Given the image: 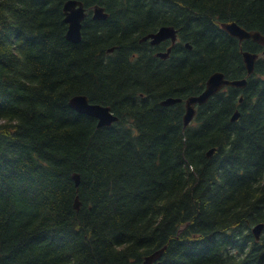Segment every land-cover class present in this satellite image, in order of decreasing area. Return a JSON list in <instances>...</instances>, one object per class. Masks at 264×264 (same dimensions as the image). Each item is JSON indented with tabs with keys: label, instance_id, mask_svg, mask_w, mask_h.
<instances>
[{
	"label": "trees",
	"instance_id": "16d2710c",
	"mask_svg": "<svg viewBox=\"0 0 264 264\" xmlns=\"http://www.w3.org/2000/svg\"><path fill=\"white\" fill-rule=\"evenodd\" d=\"M65 1L0 0V264H140L163 246L153 264H264V228L251 232L264 223V45L221 28L264 36V0H80L76 43ZM163 25L178 37L166 59L139 41ZM241 49L258 54L250 75ZM217 71L247 83L187 126L183 102L159 104ZM76 94L118 120L97 127L69 107Z\"/></svg>",
	"mask_w": 264,
	"mask_h": 264
},
{
	"label": "water",
	"instance_id": "95a60500",
	"mask_svg": "<svg viewBox=\"0 0 264 264\" xmlns=\"http://www.w3.org/2000/svg\"><path fill=\"white\" fill-rule=\"evenodd\" d=\"M63 21L67 24V31L65 37L71 42H78L81 39V28L82 21L86 17V10L83 3L80 0H66L63 4ZM107 12L105 8L101 5L95 4L92 7V17L95 20H104L107 18ZM221 27L225 30L230 36H233L238 39L239 44L244 40L251 39L252 41L264 45V36L257 30H246L237 24L234 21L231 22H222ZM170 38L172 44L176 40V29L173 26H161L156 32L148 33L141 37L140 40L150 39L151 44H157L164 39ZM186 46L190 48V45L186 43ZM113 48H109L108 51H112ZM170 48H167L165 52H158L157 55L166 58L169 55ZM241 55L244 62V65L247 70V75H250L254 71V66L256 59L258 57L257 53H253L247 50L241 49ZM247 83L246 78L233 79L229 80L224 77V74L220 71L212 73L206 80L204 89L196 95H191L185 100V111L182 117L184 127L187 126L190 121L193 119L196 113L195 105H202L207 102V100L220 91L224 86L243 88ZM84 101H87V107H84ZM180 97H165L160 101L162 106L173 105L177 102H180ZM241 101V98H240ZM68 105L70 108L75 110L80 114H86L91 117H94L97 120V127L110 126L113 122L118 120L117 115H115L111 108L107 105H102L99 103H92L88 100V97L84 94H76L72 96ZM239 116V111L235 110L231 120L235 121ZM215 148H210L206 156L211 157ZM75 185L79 183V176L74 175ZM80 207V202L78 196L74 200V208L78 210ZM264 228V223L260 222L255 224L251 228V232L256 240L259 239L260 234ZM166 246H163L150 254L146 255L140 264H153L156 262Z\"/></svg>",
	"mask_w": 264,
	"mask_h": 264
},
{
	"label": "flooded vegetation",
	"instance_id": "af4514ba",
	"mask_svg": "<svg viewBox=\"0 0 264 264\" xmlns=\"http://www.w3.org/2000/svg\"><path fill=\"white\" fill-rule=\"evenodd\" d=\"M85 10H86V8H85ZM87 14H88V13H87V10H86V16H87ZM107 14H108V13H107ZM107 16H108V15H107ZM91 17H92V9H91ZM85 18H86V17H85ZM85 18H84V19H85ZM92 18H93V17H92ZM163 26H170V25H163ZM159 28H160V27H159ZM159 28H158V29H159ZM158 29H157V30H158ZM175 29H176V28H175ZM157 30H155V31H153V32H156ZM153 32H149V33H153ZM147 34H148V33H147ZM145 35H146V34H145ZM143 36H144V35H143ZM140 39H141V38H140ZM140 39H139L140 42H142V41H147L151 46L157 48V49L155 50V52H154V55H155L156 57L161 58V59H166L169 55H168L166 58H162V57L158 56L157 53H158V52H165V51L167 50V48H170V51H171L172 46L177 42V39H178V37H177V29H176V40H175V42H174L173 44H172V41H171L170 38L164 39V40H162L161 42H159V43H157V44H151V43H150V39H146V40H140ZM168 43H169V44H168ZM163 44H165V48H164V49H161L160 47H161ZM185 47H187V46H186V43H185ZM190 47H191V46H190ZM112 48H113V47H112ZM187 48H188V47H187ZM107 51H108V50H107ZM112 51H113V50H112ZM112 51H110V52H112ZM170 51H169V53H170ZM108 52H109V51H108ZM225 87H226V86H225ZM223 88H224V87H223ZM223 88H222V89H223ZM222 89H221V90H222ZM215 94H216V93H215ZM212 96H213V95H212ZM212 96H211V97H212ZM167 97H169V96H167ZM240 98H241V97H240ZM241 99H242V98H241ZM161 100H162V99H161ZM161 100H160V101H161ZM185 100H186V98H185V99H182V98H181V101H180V102H183L184 106H185ZM239 101H240V99H239ZM240 102H241V101H240ZM177 103H179V102H177ZM159 104H160V102H159ZM160 105H161V104H160ZM196 106H197V105H196Z\"/></svg>",
	"mask_w": 264,
	"mask_h": 264
},
{
	"label": "snow or ice",
	"instance_id": "6c2138e0",
	"mask_svg": "<svg viewBox=\"0 0 264 264\" xmlns=\"http://www.w3.org/2000/svg\"><path fill=\"white\" fill-rule=\"evenodd\" d=\"M84 107H87V101H84ZM5 111V106L3 103H0V112H4Z\"/></svg>",
	"mask_w": 264,
	"mask_h": 264
}]
</instances>
